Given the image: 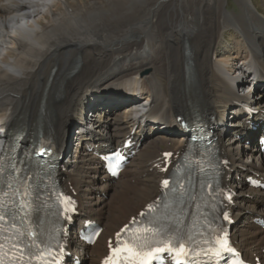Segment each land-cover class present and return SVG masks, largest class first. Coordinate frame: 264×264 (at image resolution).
I'll return each instance as SVG.
<instances>
[{"label":"bare ground","instance_id":"obj_1","mask_svg":"<svg viewBox=\"0 0 264 264\" xmlns=\"http://www.w3.org/2000/svg\"><path fill=\"white\" fill-rule=\"evenodd\" d=\"M235 2L238 13L225 0H0V123L40 121L55 136L59 178L78 203L65 264H98L105 240L157 197L162 154L184 149L178 120L193 102L226 160L232 244L264 264V190L249 185L264 182V158L247 124H264V16ZM138 106L140 146L111 180L98 155L130 135ZM86 221L103 227L93 246L77 240Z\"/></svg>","mask_w":264,"mask_h":264},{"label":"snow or ice","instance_id":"obj_2","mask_svg":"<svg viewBox=\"0 0 264 264\" xmlns=\"http://www.w3.org/2000/svg\"><path fill=\"white\" fill-rule=\"evenodd\" d=\"M162 184L164 185V187H167L169 184V181L164 180L162 182ZM141 215H144V213H141ZM146 231H147V229H146ZM118 237H119V234H118ZM218 244L220 246L221 251L232 252V249L228 246L227 240L218 241ZM167 250L169 253H171L174 250V248L169 247ZM126 251L131 253V258H133V259H131V264H150V261L153 259L154 253L163 252L164 248L163 247H156V248L150 249L148 251H145L143 248H141L139 250H134L133 248H128V249H126ZM176 254L177 255H189V253L183 248L182 245L180 246V251H178ZM215 254L217 256H219L220 251H217ZM156 258L158 259L159 257H156Z\"/></svg>","mask_w":264,"mask_h":264},{"label":"rangeland","instance_id":"obj_3","mask_svg":"<svg viewBox=\"0 0 264 264\" xmlns=\"http://www.w3.org/2000/svg\"><path fill=\"white\" fill-rule=\"evenodd\" d=\"M253 2V5L254 7L256 8V10L263 14L264 16V0H252ZM223 7L228 11V12H231V13H238L239 12V9H238V4L235 2V0H225V3L223 5ZM224 39L226 40L225 42H227V37H224ZM251 92V91H250ZM111 97H109V100H110ZM118 100L117 97H114V95L112 96L111 98V102H114ZM71 124H74V123H71ZM70 124V125H71ZM76 130V127L74 128ZM74 130V131H75ZM68 133H69V130H68ZM247 139V138H246ZM246 141H249V140H242L241 141V144L244 146V147H247L248 145L246 144L247 142ZM74 143V142H73ZM73 145V144H72ZM74 146V145H73ZM161 149V147H160ZM125 169H127V167H125ZM92 178V177H91ZM131 185H134V181L131 180L130 181Z\"/></svg>","mask_w":264,"mask_h":264}]
</instances>
